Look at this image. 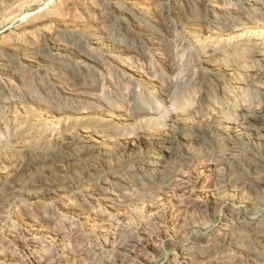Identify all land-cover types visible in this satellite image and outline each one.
<instances>
[{"label": "rangeland", "instance_id": "374dc122", "mask_svg": "<svg viewBox=\"0 0 264 264\" xmlns=\"http://www.w3.org/2000/svg\"><path fill=\"white\" fill-rule=\"evenodd\" d=\"M25 1L16 9L8 7L9 0L0 1V176L10 167L5 154L17 145L21 159L29 162L38 154L37 146H54L56 137L68 136L74 121L60 106L81 90L93 102L122 97L131 105L133 90L154 99L162 107L160 116L136 122L128 132L133 136L142 130L165 132L183 142L184 130L207 126L212 108L220 110L228 127L239 121L254 132L229 127L228 134L216 136L206 129L199 135L201 143L179 144L182 161L172 163L163 191L129 209L108 206L96 196L95 182L58 197L39 192L36 204L28 192L37 184L23 178L8 195L0 221V264L31 262L40 245L45 247L43 260L53 253V258L60 255V264H224L232 257L250 264L248 255L255 252V264H264V113L245 122L246 116L233 110L240 90L246 104H264V58L253 55L256 48L264 55V0ZM91 35L100 42H89ZM53 39L63 42L58 54L52 51ZM72 43H80L96 60L80 56ZM37 50L45 57L41 52L35 56ZM59 61L74 68L65 70ZM172 67L187 82L184 96L176 97V109L164 104L159 92L173 76ZM229 67L233 73H226ZM155 77L161 84H155ZM197 102L203 120L177 115ZM121 145L120 139L117 147ZM83 200L86 214L76 209ZM21 205L32 212L48 207L57 223L52 228L36 216L28 221L19 213ZM238 228H243L240 236ZM31 236L37 245L25 243ZM91 247H98L94 261L86 256Z\"/></svg>", "mask_w": 264, "mask_h": 264}, {"label": "bare ground", "instance_id": "6f19581e", "mask_svg": "<svg viewBox=\"0 0 264 264\" xmlns=\"http://www.w3.org/2000/svg\"><path fill=\"white\" fill-rule=\"evenodd\" d=\"M23 1L24 0H9L8 7H12L14 9H16L17 7H19L23 3ZM27 1L28 0H26L25 2H27ZM48 10H49V8H48ZM47 19H48V17H47ZM59 41L60 42H58V39H53L52 43H51L52 51L55 52L56 54H58L60 52L59 50H60L61 46L63 45V42L61 40H59ZM98 41H99V37L97 35H91V39L89 42H93V44H95V42L98 43ZM79 44L78 43H72L70 48L73 51H75L76 53H78L80 56L88 57L87 58L88 60L89 59L96 60L95 57L90 52H88L86 49H83V47L80 48ZM37 51L38 52L36 53L35 56H38V54L41 52L42 57H45L44 56L45 53L43 51H41V50H37ZM253 55L261 56L264 58L263 53L260 50H258L257 48L254 50ZM26 56L30 57V56H32V54L26 53ZM47 58L49 59L50 57L47 56ZM33 62L34 61H30V63H33ZM58 64H61V67H63L65 70L74 68L72 66L73 64L71 65L70 63H63L62 61H59ZM230 72L231 73L234 72V70L231 67L227 68V70H226V73H230ZM171 73L173 76H169L166 79L164 86H161L159 88L160 89L159 92H160V95L162 97V102L164 104H167L168 106H170L171 109H176V107H177L176 97L181 98L182 96H184L182 94L185 93V90L187 89V82L185 80H183V78L180 76L179 70H177L176 67H172ZM233 76H235V75L231 74V77H233ZM153 81H155V84H157V83H160L161 79L159 77H155ZM20 83L22 84V82H20ZM43 86H44V83H43ZM83 92H84V90H81L80 95L78 94L79 95L78 97L71 96L70 99H68V101L61 103L60 107H62L65 110L64 112H67L68 115L73 119L72 121H74L73 123L69 124V126H70L69 128H72V131L69 134H67L68 135L67 137H64L63 139L61 138L60 140H58L56 137L57 141L54 142L55 143L54 146L53 145L52 146H43L41 148H40V146H37L41 151L38 150L37 151L38 154L35 156V158L32 161H29V162H25V161H23V159H21V157H22V156L20 157V153H21L20 149L21 148L19 145H17L16 150L11 152L10 154L9 153L5 154V157H8L10 159V161H9L10 167L5 171V173H3L0 176V221L4 220L3 218L5 215L4 212H5V206L7 203L8 195L15 192L16 187L17 186L19 187L20 181L23 178H26L27 180H31L33 178L34 182H36L37 188H30V191L28 192V196L31 199V201L35 202L36 204H37V199H38L37 197L40 194L39 192L44 191L46 196L48 195L49 198L53 197V196L58 197L67 191H72L74 189H77V187L80 186L81 184H86L88 182H95L96 196H98L99 198L101 197L103 199V201L106 204H108V206H111L113 208L115 207L117 209L122 208L124 206L125 207L127 206L126 208L129 209L130 208L129 205L136 203L135 201L138 200V203H139L140 199L146 198V197L148 198L153 192L155 194V192L159 193V192L163 191L162 187L165 186V181L167 180L166 175L168 174L169 169L172 166V163H177V162L179 163L182 161V159L180 157L181 156V148H180L179 144L182 143V145L190 146L193 143H201L202 139L199 138L200 137L199 135L201 133L202 134L206 133V131H205L206 129H208V130L210 129L211 131H213V133H215L216 136L221 135V133L228 134L227 129H229V127L231 129L239 127V128L247 129L250 132H254V130L251 128H248L246 126H242L241 124H237L239 121L238 122L235 121L236 123H234V121L233 122L229 121V122H232L231 124L233 126L230 125L228 127L226 124V121H222V119H221L222 117H220V115H219L220 110L218 111L217 109L212 108L208 111L209 122L207 123V126H203V125L199 124L198 127H196V129H195V127H192V126L190 128L188 127L189 129H186V130H184V132L181 133V139L183 142L177 141L173 137V135H171L170 133H165V132L153 135V134L146 133L147 131L145 132V130H142V131H139L136 134V136H133L131 134H128V132H129V130L132 129V127L134 126V124H136V122L144 121L143 118L146 121L150 122V120L153 119L155 116L157 117L160 113V110H162L161 109L162 107L160 108L156 104L154 99L147 98L146 94L135 93V91L133 90L131 92L132 93L131 99L133 101L131 105L128 103L126 104V100L123 99L122 97H116V98H114L115 100L114 99L109 100L106 96H102L100 98L101 101H94L93 102V101L88 99L89 97L88 98L85 97ZM239 93L240 94L238 95L239 96L238 105L233 110L235 112L240 111L241 113H243L246 116L245 122L256 121L257 119L256 120L254 119L255 116L259 115L261 113H264V104L262 105L260 103V101H251L250 104H246L244 102V94H242V90H240ZM50 94L51 93H49V95ZM49 95H47V96H49ZM227 95H229V94H227ZM187 97L189 99L192 98L189 95ZM27 99H28V97H27ZM198 102L196 104H190L189 108H187L183 112L182 111L177 112V115L179 114L182 117L185 115H189V116H191V118H193L197 121H200L202 119V110L200 108V105H198ZM45 103L43 105H45ZM54 106H53V108H55ZM44 107H46V106H44ZM51 107H52V105H51ZM58 111H59L58 109L57 110L54 109L52 112L56 115V113ZM58 113H60V112H58ZM239 119H241V118H239ZM260 123H261V121H260ZM191 129H193V130L191 131ZM225 134H223V135H225ZM120 139L122 141V145L120 147H117L118 146V140H120ZM39 141H40V139H39ZM28 144H31V146L36 147V142H34V143L29 142ZM30 148H32V147H30ZM62 148H64V149H62ZM206 167H208V165H205V168ZM184 177L185 176L183 174V178ZM168 178H169V176H168ZM78 196H79V194H78ZM47 198H45V199H47ZM77 199H80V198H77ZM38 202H40V201H38ZM85 204L86 203L83 200L81 206L80 207L77 206L76 209L78 211H80V214L81 213L86 214L88 212L87 209L85 208ZM228 204L225 203L224 207L229 206L230 209L236 207V206L233 207V204H229V205ZM38 207L39 208L35 209V212L34 211L32 212V211L28 210L27 208H25L23 205H21V207L19 208L20 209L19 213L25 214L28 221L33 220V217L36 216L35 219H38L39 221H43L44 223L49 224L50 226H52V228H54L55 224L57 223V221L55 220V216H54L55 212L53 213L51 210H48L49 208L46 206H45L46 208H43V206H42V208L40 206H38ZM73 208H75V206ZM29 209H31V208H29ZM68 209H70V208H68ZM54 211H56V210H54ZM69 212H71V211H69ZM97 212H99V211H97ZM124 213H125V211H124ZM97 215L101 216V213L97 214ZM121 215H120V217H121ZM78 216H79V214H78ZM124 216H126V215H124ZM17 217H20V216H17ZM85 217H86V215H85ZM105 217H106V215H105ZM109 218H108V221H109ZM22 219H23V217H22ZM96 219H97V217H96ZM123 219H124V217H123ZM62 222H64V221H62ZM40 223H42V222H40ZM70 224H72V223H70ZM30 226H32V225H30ZM59 226H61V225H59ZM76 226H78V225H76ZM74 228H76V227H74ZM242 231H243V228H238V230L236 231V235L240 236ZM260 233H262V232H260ZM56 234H58V233H55V235ZM262 235H263V237L260 238V240H261L262 246L264 247V233ZM58 236H59V234H58ZM37 237H39V236H37ZM19 238H21V237H19ZM24 241H26L25 243H27V244L37 245L36 241L34 240V237H32V236L26 238ZM222 241H223V239H222ZM230 241H231V238H230ZM126 242L128 243V241H126ZM94 245H96V244H94ZM40 246H41V248L39 251L41 253L39 252V254H36L34 256L33 260L32 261L30 260L31 262H24V263L22 262V263L23 264H58L61 261L60 255L57 258H53L52 257V256H54L53 253H52V256H49V254H50L49 253L48 258L46 260H43L42 259V254H43L42 252H44L45 247L42 248L43 245H40ZM74 246H75V244H74ZM97 246H100V245H97ZM215 246L216 245H214V247ZM33 247H36V246H33ZM47 247H48V245H47ZM49 248H51V246ZM83 248H84V246H83ZM97 248L96 247L89 248L87 253H86V256L90 257L93 260V256H95V254H97L96 253L98 251ZM216 250H217V248H216ZM84 251H85V249H84ZM31 253H32V251H31ZM6 254H4V255H6ZM84 254H82V255H84ZM101 254L103 255L104 253H101ZM101 254H99V255L101 256ZM185 254L186 255H192L191 249L185 251ZM201 254H204V253L200 251L199 257L201 256ZM257 254L258 253L255 252V253H250L248 255V257L250 258V261H249L250 264H255L257 262V260L259 261V259L257 258V256H258ZM4 257H6V256H4ZM50 257H52V258H50ZM8 258H10V256H8ZM0 259H2V258H0ZM198 260H200V259L198 258ZM203 260H205V259H203ZM83 261H84V259H83ZM89 262H91V260ZM89 262H87V263H89ZM97 263H94V264H97ZM9 264H10V262H9ZM224 264H246V263H243L241 259L238 260V259L232 257L230 259L226 258L224 261Z\"/></svg>", "mask_w": 264, "mask_h": 264}]
</instances>
